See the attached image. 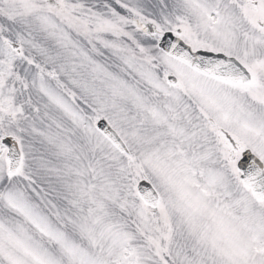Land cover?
I'll list each match as a JSON object with an SVG mask.
<instances>
[{
    "label": "snow or ice",
    "instance_id": "snow-or-ice-1",
    "mask_svg": "<svg viewBox=\"0 0 264 264\" xmlns=\"http://www.w3.org/2000/svg\"><path fill=\"white\" fill-rule=\"evenodd\" d=\"M0 264H264V0H0Z\"/></svg>",
    "mask_w": 264,
    "mask_h": 264
}]
</instances>
